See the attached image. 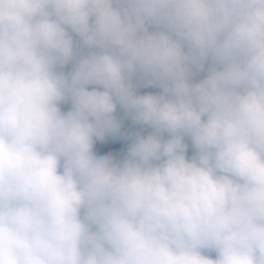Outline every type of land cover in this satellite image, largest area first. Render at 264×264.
Instances as JSON below:
<instances>
[{
    "label": "clouds",
    "instance_id": "obj_1",
    "mask_svg": "<svg viewBox=\"0 0 264 264\" xmlns=\"http://www.w3.org/2000/svg\"><path fill=\"white\" fill-rule=\"evenodd\" d=\"M0 264H264V0H0Z\"/></svg>",
    "mask_w": 264,
    "mask_h": 264
},
{
    "label": "rangeland",
    "instance_id": "obj_2",
    "mask_svg": "<svg viewBox=\"0 0 264 264\" xmlns=\"http://www.w3.org/2000/svg\"><path fill=\"white\" fill-rule=\"evenodd\" d=\"M151 90V89H148ZM130 124V122H128ZM127 126V125H126ZM127 145L124 141L119 140H113L112 138H109L104 143H98L97 144V152H107V151H118L123 152L126 149ZM116 155H120L121 153H114Z\"/></svg>",
    "mask_w": 264,
    "mask_h": 264
},
{
    "label": "trees",
    "instance_id": "obj_3",
    "mask_svg": "<svg viewBox=\"0 0 264 264\" xmlns=\"http://www.w3.org/2000/svg\"><path fill=\"white\" fill-rule=\"evenodd\" d=\"M107 152H109V151H107ZM111 152H113V153H122V152H118V151H111ZM98 153H100V154H104V153H106V152H104V153L98 152ZM117 156L119 157V155H117Z\"/></svg>",
    "mask_w": 264,
    "mask_h": 264
}]
</instances>
